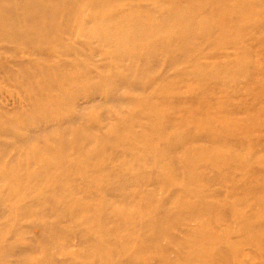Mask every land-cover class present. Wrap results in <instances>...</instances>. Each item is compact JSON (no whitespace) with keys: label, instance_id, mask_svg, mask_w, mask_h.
<instances>
[{"label":"rangeland","instance_id":"374dc122","mask_svg":"<svg viewBox=\"0 0 264 264\" xmlns=\"http://www.w3.org/2000/svg\"><path fill=\"white\" fill-rule=\"evenodd\" d=\"M28 4L0 0V264H264V0Z\"/></svg>","mask_w":264,"mask_h":264},{"label":"bare ground","instance_id":"6f19581e","mask_svg":"<svg viewBox=\"0 0 264 264\" xmlns=\"http://www.w3.org/2000/svg\"><path fill=\"white\" fill-rule=\"evenodd\" d=\"M27 2L29 3L27 6L29 9V12L26 14H28V16L30 15V17H36V18H38L39 21H41V26H38L39 29L43 28V29H46L47 31H49L52 28L54 16L57 15L58 10H64L65 9L64 6H65L66 0H27ZM224 6H225V4H223V6H222L223 9H230L231 8L228 6H226V7H224ZM26 14H23L21 16V18H19V22H24L25 18L28 17ZM183 25L184 24H182V23H176V24H173L172 27L174 29L181 30ZM190 25H191V27H194L193 23H190ZM170 27H171V25H170ZM197 27H198V25H197ZM150 28H151V31H154V29H156L155 27H150ZM36 29L38 30V28H36ZM32 31L34 32V29L30 31V34L32 33ZM121 38L122 39H120L121 40L120 45L125 44V43L130 44V45H134L136 43L137 44L143 43V41H144V38L138 39V40H136V39L133 40L130 38H126V40H125V39H123V37H121ZM257 91L259 93L261 92L262 94H264V86L261 88H257ZM40 111L41 110L38 108L35 109V112H37V113ZM45 113H46V110H43V114H45ZM262 124L264 125V120H263ZM258 168L261 171H263L262 167L258 166ZM263 181H264V177L262 176L261 182H263ZM45 182L46 181L43 180L41 183H45ZM237 185L240 187L239 183H237ZM249 185L254 186V184H249ZM243 186H245L244 183H243L242 187ZM262 210H263L262 212H264V208ZM263 222L264 221L260 220V221L253 222L252 224L247 225V228L250 229V231H251L249 233V234H251V236H250V238L247 239V241L253 243L254 240H257L258 243H260L264 239V235L263 236L261 234L259 235L260 230H262V226H264ZM211 244H213V243H211Z\"/></svg>","mask_w":264,"mask_h":264}]
</instances>
